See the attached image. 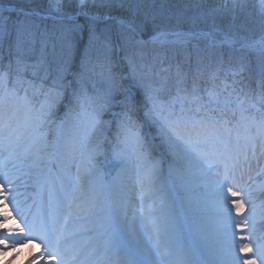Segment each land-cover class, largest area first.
<instances>
[{
  "label": "snow or ice",
  "instance_id": "snow-or-ice-1",
  "mask_svg": "<svg viewBox=\"0 0 264 264\" xmlns=\"http://www.w3.org/2000/svg\"><path fill=\"white\" fill-rule=\"evenodd\" d=\"M189 39L221 54L174 61ZM31 247L264 264V0H0V257Z\"/></svg>",
  "mask_w": 264,
  "mask_h": 264
},
{
  "label": "trees",
  "instance_id": "trees-1",
  "mask_svg": "<svg viewBox=\"0 0 264 264\" xmlns=\"http://www.w3.org/2000/svg\"><path fill=\"white\" fill-rule=\"evenodd\" d=\"M183 2L184 0H170V3L176 5H182ZM13 3H15L17 7L23 8L25 10L40 9L44 6V0H13Z\"/></svg>",
  "mask_w": 264,
  "mask_h": 264
},
{
  "label": "rangeland",
  "instance_id": "rangeland-1",
  "mask_svg": "<svg viewBox=\"0 0 264 264\" xmlns=\"http://www.w3.org/2000/svg\"><path fill=\"white\" fill-rule=\"evenodd\" d=\"M172 26H174L173 28L176 30V31H182V32H188L190 30H194V26L188 22H177L176 20H173L171 22ZM202 26V25H201ZM200 26V27H201ZM184 30V31H183ZM189 40H194V39H189ZM189 40H186L185 42H183L182 44H185L186 42H188ZM25 251V249H23ZM23 250H20L19 254L17 255V253H13V252H9V253H12L15 257H17L15 260H14V263L18 262L23 256H24V251ZM3 258V257H1ZM19 264H21L20 262H18ZM16 263V264H18Z\"/></svg>",
  "mask_w": 264,
  "mask_h": 264
},
{
  "label": "bare ground",
  "instance_id": "bare-ground-1",
  "mask_svg": "<svg viewBox=\"0 0 264 264\" xmlns=\"http://www.w3.org/2000/svg\"><path fill=\"white\" fill-rule=\"evenodd\" d=\"M29 251H32V249H30V248L27 249L24 256L18 262L25 264V258L28 256ZM13 257H14L13 254H10V255L8 254L7 255V258H8L7 262L4 259L2 260V258L0 257V264H1V260H2L3 264H16V263H18V262L14 263Z\"/></svg>",
  "mask_w": 264,
  "mask_h": 264
}]
</instances>
